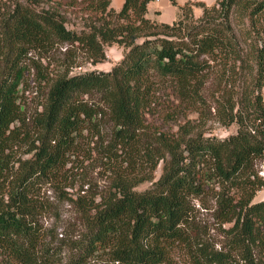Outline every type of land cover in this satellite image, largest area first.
I'll list each match as a JSON object with an SVG mask.
<instances>
[{"label": "trees", "instance_id": "1", "mask_svg": "<svg viewBox=\"0 0 264 264\" xmlns=\"http://www.w3.org/2000/svg\"><path fill=\"white\" fill-rule=\"evenodd\" d=\"M62 1L94 19L71 30L59 5L0 0V264H264V200L255 202L264 188V0L189 1L172 24L148 18L156 0H124L120 11L111 0ZM55 42L96 62L106 46L124 57L109 72H40L46 103L29 118L26 74L32 62L41 69L30 53ZM212 115L236 133L208 134ZM85 132L100 139L95 150L113 175L105 194L66 190ZM48 187L76 208V237L45 230ZM206 194L220 246L195 226V201Z\"/></svg>", "mask_w": 264, "mask_h": 264}, {"label": "rangeland", "instance_id": "2", "mask_svg": "<svg viewBox=\"0 0 264 264\" xmlns=\"http://www.w3.org/2000/svg\"><path fill=\"white\" fill-rule=\"evenodd\" d=\"M9 3V0H4ZM20 2H27V0H18ZM111 7L120 11L122 8L121 0H111ZM40 5L38 7H49L51 5H59L63 7L62 14L65 15L67 19V27L71 30H81L85 28L94 16L87 14L84 10L80 9H70L62 0H38ZM174 5H177L173 1ZM213 5V4H212ZM210 6V5H209ZM198 17L196 14H194ZM177 19V18H176ZM156 22L160 23L158 20ZM174 22V21H173ZM172 22V23H173ZM93 23V22H92ZM91 23V24H92ZM169 23V24H172ZM168 24V23H167ZM105 56L104 59H97L89 57L83 49L78 48L76 45H70L67 43L55 42L48 49L32 50L30 53V58L40 64L41 69H35L31 62V71L26 74V79L28 81V86L22 94L21 103L26 111L29 118L34 116L37 111H41L46 103L48 88L39 83L40 72H45L52 77H57L61 74L70 72V75L80 74L88 71H103L109 72L116 66L124 57V48L118 45L106 46L104 47ZM95 59V60H94ZM217 84V83H216ZM215 83L213 84L216 85ZM213 86L211 88H213ZM214 112V111H213ZM192 119L197 118L196 114L191 115ZM152 120V118H151ZM156 127L163 131L177 132L178 126L175 121L165 122L161 119H153L151 121ZM196 122L195 124H197ZM102 135L110 141L112 126L108 122H103ZM198 125V124H197ZM208 134H214L220 138H226L230 134L236 133V127L225 128L219 124L214 116H210V120L203 127ZM93 135L85 132L83 139V146H81L78 157L74 159V163H71V170L66 176L70 183L74 185L73 188H67L69 193H76L80 190V187H85L86 190L90 191V194H105V191L109 189L112 184L113 175L108 172L105 168L104 160L98 157L95 148L97 147L96 141H100L96 138L92 142ZM106 144V145H107ZM26 149L19 152V156L23 158H28L24 156ZM22 154V155H21ZM18 156V157H19ZM261 176L264 177V162L260 166ZM161 176V168H158L154 177L157 181ZM152 186V183H144L140 185L137 190L143 191ZM46 196L50 198L52 202V209L43 219L44 228L47 233L52 235L59 234L61 237H76L80 227V216L77 213L76 208L69 202L60 200L62 197L61 192L54 191L51 187L46 189ZM264 200V188L258 192L255 202H260ZM216 200L212 194H206L200 200H196V212H195V226L197 225L200 229V234L204 238H208L214 243H218L220 246L221 242L224 240L220 224L215 217L216 210ZM52 239V236L47 240L48 242ZM182 257V256H181ZM178 257L180 264H189L188 260L183 257ZM237 264H242L237 262Z\"/></svg>", "mask_w": 264, "mask_h": 264}, {"label": "crops", "instance_id": "3", "mask_svg": "<svg viewBox=\"0 0 264 264\" xmlns=\"http://www.w3.org/2000/svg\"><path fill=\"white\" fill-rule=\"evenodd\" d=\"M173 1L177 3V5L173 4ZM189 1L194 2H203L207 5L214 4L215 0H159L153 1L148 6V18L153 21L158 20L160 23H172L176 20L179 13V6H183ZM122 7L124 4V0H121ZM202 11L200 9H195V14L200 16Z\"/></svg>", "mask_w": 264, "mask_h": 264}, {"label": "built area", "instance_id": "4", "mask_svg": "<svg viewBox=\"0 0 264 264\" xmlns=\"http://www.w3.org/2000/svg\"><path fill=\"white\" fill-rule=\"evenodd\" d=\"M156 1H159V0H156Z\"/></svg>", "mask_w": 264, "mask_h": 264}]
</instances>
